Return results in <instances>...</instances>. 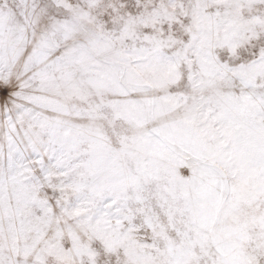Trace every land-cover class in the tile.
<instances>
[{"label": "snow or ice", "instance_id": "snow-or-ice-1", "mask_svg": "<svg viewBox=\"0 0 264 264\" xmlns=\"http://www.w3.org/2000/svg\"><path fill=\"white\" fill-rule=\"evenodd\" d=\"M0 264H264V0H0Z\"/></svg>", "mask_w": 264, "mask_h": 264}]
</instances>
